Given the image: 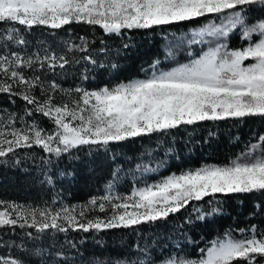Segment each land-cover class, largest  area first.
I'll use <instances>...</instances> for the list:
<instances>
[{
	"label": "snow or ice",
	"instance_id": "6c2138e0",
	"mask_svg": "<svg viewBox=\"0 0 264 264\" xmlns=\"http://www.w3.org/2000/svg\"><path fill=\"white\" fill-rule=\"evenodd\" d=\"M201 18L207 22L192 28L190 36L184 34L188 46L202 45L198 52L189 51L186 62L161 68L155 61L142 77L91 90L65 89L55 80L42 79L39 73L46 67L63 69L70 63L66 54L47 48L43 53L23 50L28 44L25 33L35 28L58 30L82 23L120 35ZM236 32L240 47L229 44ZM81 41L69 43L67 50L88 52L89 42L83 37ZM83 58L96 64L91 55ZM0 95L9 103H24L22 114L0 109V158L33 146L60 158L73 149L107 150L119 142L200 122L264 119V0H0ZM57 95L64 99L57 102ZM37 115L49 120L52 129L42 127ZM255 141L225 164L173 172L126 195L113 194L109 183L106 195L79 206L34 207L0 200V229L30 228L45 234L132 228L166 222L194 202L207 200L209 211L193 207L196 220L204 221L221 210L213 206L219 197L264 193V133L256 134ZM137 169L154 170L140 164ZM97 210L104 215H90ZM185 222L193 223L191 216ZM239 233L217 236L196 258L154 254V249L137 246L142 258L116 264H264V229L251 225ZM26 235L33 237L32 232ZM56 256L64 264V253ZM0 264L24 261L0 255Z\"/></svg>",
	"mask_w": 264,
	"mask_h": 264
},
{
	"label": "trees",
	"instance_id": "16d2710c",
	"mask_svg": "<svg viewBox=\"0 0 264 264\" xmlns=\"http://www.w3.org/2000/svg\"><path fill=\"white\" fill-rule=\"evenodd\" d=\"M206 22L201 18L155 31L126 30L120 35L105 34L98 26L82 23L58 30L35 28L25 33L28 44L23 50L28 54L43 53L47 48L66 54L70 63L63 69L46 67L39 73L42 79L55 80L65 89L80 86L91 90L142 77L155 61H159L161 68H168L187 60L189 51L198 52L202 45L188 46L184 34L190 36L192 28ZM82 37L89 42L88 52L67 50L69 43L80 44ZM242 43L238 32L229 38L232 47ZM87 55L96 64L83 58ZM113 64L115 68L111 67ZM56 99L60 102L64 97L57 95ZM23 108V101L16 99L15 103H9L7 96L0 95V109L4 112L22 114ZM35 119L42 127L52 129V123L46 118L37 115ZM259 133H264V119L249 117L181 126L167 133L119 142L107 150L73 149L60 158L50 156L38 146L18 149L15 156L0 158V200L34 207L79 206L93 196L106 195L105 187L109 183L116 190L113 194L126 195L135 186L173 172L203 164H225L245 151L249 142H256L255 136ZM138 164L154 170H138ZM219 200L213 206L221 210L204 221L196 220L193 207L209 211L207 200L194 202L166 222L132 228L45 234L30 228H3L0 229V255L20 258L24 264H59L56 253L63 252L64 264H116L120 260L142 258L139 249L149 248L155 250L154 254L196 258L200 248L225 232L231 231L239 237V229H248L251 225L264 229V193L233 194ZM90 215L104 214L97 210ZM189 216L191 224L185 222ZM27 232H32L33 237L29 238Z\"/></svg>",
	"mask_w": 264,
	"mask_h": 264
},
{
	"label": "rangeland",
	"instance_id": "374dc122",
	"mask_svg": "<svg viewBox=\"0 0 264 264\" xmlns=\"http://www.w3.org/2000/svg\"><path fill=\"white\" fill-rule=\"evenodd\" d=\"M238 47H240V46H238ZM188 59H189V58H188ZM182 62H186V60H184V61H182ZM178 63H180V62H178ZM172 66H174V65H172ZM170 67H171V66H170ZM152 182H154V181H152ZM148 183H151V182H148ZM105 191L108 193L107 186L105 187ZM112 192L114 193V192H116V190L113 189ZM119 194H121V193H119ZM128 194H129V193H128ZM121 195H122V194H121Z\"/></svg>",
	"mask_w": 264,
	"mask_h": 264
}]
</instances>
